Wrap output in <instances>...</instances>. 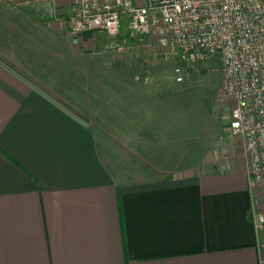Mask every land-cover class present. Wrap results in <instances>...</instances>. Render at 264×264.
<instances>
[{"label":"crops","instance_id":"obj_1","mask_svg":"<svg viewBox=\"0 0 264 264\" xmlns=\"http://www.w3.org/2000/svg\"><path fill=\"white\" fill-rule=\"evenodd\" d=\"M12 1L0 0V264H258L264 187L250 191L236 162L157 179L181 161L160 132V90L94 86L125 129L92 127L85 48L105 34L74 38L64 6L45 17Z\"/></svg>","mask_w":264,"mask_h":264},{"label":"built area","instance_id":"obj_2","mask_svg":"<svg viewBox=\"0 0 264 264\" xmlns=\"http://www.w3.org/2000/svg\"><path fill=\"white\" fill-rule=\"evenodd\" d=\"M70 33L110 38L126 26L140 44L175 54L176 83L217 61L230 134L243 151L250 191L264 186V0H66ZM149 79L146 78L145 82ZM258 264H264V212L253 214Z\"/></svg>","mask_w":264,"mask_h":264},{"label":"rangeland","instance_id":"obj_3","mask_svg":"<svg viewBox=\"0 0 264 264\" xmlns=\"http://www.w3.org/2000/svg\"><path fill=\"white\" fill-rule=\"evenodd\" d=\"M27 2L29 3L25 4L22 0H14L6 3V6L15 12L24 10L26 6L33 9L35 7L38 13L45 17L54 14L53 17H56L54 9L64 6L66 12L70 6L66 0ZM77 36L79 35H73L74 38ZM93 37L99 39L100 43L99 46H86L85 52L95 57L86 58L84 75L88 87L93 85L88 90V101L80 107L89 125L107 133L113 131L119 134L125 129V126L112 125L107 116L108 103L104 102L103 94L99 96L97 87H101L102 91L108 87L114 88L118 92H125L131 87L159 89L160 93L155 94V101L160 100V132L167 136L165 148L174 151L176 155L179 154L181 161L180 167H174L176 172L154 175L157 179L186 177L193 174L192 172L201 171L202 165L213 171L226 172L233 170L236 162L238 167L245 171L243 151L230 134L231 106L220 100L223 84L219 62L195 67L188 71L184 81L178 84L174 76V68L178 65L174 53L159 49L150 41L144 44L133 42L126 30L116 38L102 34H93ZM92 63H95L94 69L100 71L94 78L89 72L92 70ZM146 78L149 80L145 82ZM94 93L99 97V103L89 101ZM159 107H152L151 112L158 114L156 108ZM190 161H196L195 167L189 166Z\"/></svg>","mask_w":264,"mask_h":264}]
</instances>
